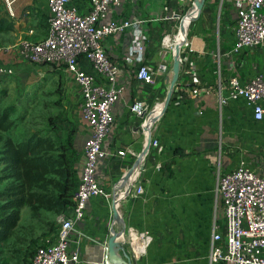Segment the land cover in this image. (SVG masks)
<instances>
[{
    "label": "crops",
    "instance_id": "obj_1",
    "mask_svg": "<svg viewBox=\"0 0 264 264\" xmlns=\"http://www.w3.org/2000/svg\"><path fill=\"white\" fill-rule=\"evenodd\" d=\"M14 2V16L18 13L16 8L22 10L13 19L15 31L18 27L26 31L25 15L30 18L34 12L31 10L40 9L47 16L46 0ZM190 2L187 10L193 0ZM71 3L81 8L84 0ZM183 3L128 0L115 7L116 20L137 15L146 20L141 25L148 37L143 61L156 70L157 80L153 85L133 83L134 98L143 101L144 115L130 110V92L117 107L115 131L106 138L104 146L114 152H127L113 156L105 170L103 186L110 196L93 197L84 220L75 224L70 235L71 246H78L81 251V264H101L105 256L113 224L114 187L142 152L147 136L144 122L165 98L166 72L162 73L161 66L171 67L173 50L169 45L178 34ZM236 12L234 0H206L190 23L175 92L166 111L152 124V136L162 148L152 147L135 175L134 183L143 186L144 192L137 194L132 186L131 193L119 201L126 226L148 231L152 237L146 253L133 258L134 264H223L210 257L214 233L224 231L226 225L219 177L242 160L255 167L264 148V117L256 120L243 96L227 99L231 76L241 82L258 74L264 76V44L234 48ZM130 33L131 30H124L105 39L107 51L119 63L122 76H134L139 64L136 56L128 55ZM19 50L18 43L14 51L18 54ZM85 69L92 71L86 65ZM262 104L264 107V100ZM87 135L88 128L81 117L75 136L80 148L74 162L76 184Z\"/></svg>",
    "mask_w": 264,
    "mask_h": 264
},
{
    "label": "built area",
    "instance_id": "obj_2",
    "mask_svg": "<svg viewBox=\"0 0 264 264\" xmlns=\"http://www.w3.org/2000/svg\"><path fill=\"white\" fill-rule=\"evenodd\" d=\"M14 16L12 0H5ZM72 0H46L47 33L40 40L21 41L19 55L32 64L52 65L64 69L81 93V117L86 122L88 135L83 143L79 180L73 200L74 207L68 216H61L55 238L38 246L31 264H81L79 247L71 246L70 235L77 222L84 220L93 197H109L103 186L105 170L115 155H125L127 150L104 146L106 138L114 133L118 117L117 107L130 92L131 111L144 115L145 107L133 95V83L141 81L153 85L156 70L146 63L147 35L141 25V16L123 20L114 18L115 7L128 0H84L82 7ZM237 16L234 24V48L257 47L264 44V0H234ZM168 18V17H165ZM131 30L129 56H136L137 71L134 76H122L119 63L107 51L105 39L112 34ZM176 38V37H175ZM175 39L169 45L174 51ZM137 54V55H136ZM85 65L92 71L85 69ZM167 65L161 71L167 72ZM16 73L15 65L0 63V77ZM227 99L243 96L253 108L256 120L264 117V76L258 74L247 82L237 76L228 80ZM133 98H132V95ZM153 124V123H152ZM152 147L162 148L158 139ZM133 155L135 152L128 150ZM225 230L214 233L211 260L223 264H264V148L255 167L242 160L235 168L219 177ZM137 194L144 188L133 184ZM133 258L146 253L152 237L148 231L136 226H126L123 237ZM106 251V250H105ZM106 255L101 264H106Z\"/></svg>",
    "mask_w": 264,
    "mask_h": 264
},
{
    "label": "rangeland",
    "instance_id": "obj_3",
    "mask_svg": "<svg viewBox=\"0 0 264 264\" xmlns=\"http://www.w3.org/2000/svg\"><path fill=\"white\" fill-rule=\"evenodd\" d=\"M190 1L178 0L185 5L182 18L188 11ZM12 6L16 7L15 2ZM0 10L9 12L5 0H0ZM17 10L19 14L22 12L21 8ZM31 11L34 12H30V18L29 14L25 15L23 26L26 31L22 32L18 27L16 31L14 29L0 34V63H12L16 68V73L0 77V97L3 105L12 108L13 117L17 121V125L10 131L0 132V138L20 141L34 132L49 134L59 141L70 138L73 141L75 162L80 152L78 140L75 141L81 118L79 88L64 69L32 64L20 55L18 57L19 53L14 51L18 43L20 49L22 40L42 39L47 32L45 14L40 9ZM18 13L13 19L18 17ZM3 140H0V147ZM5 184L0 183V188ZM2 203L0 201V205ZM62 214L41 210L38 215H34L29 207L22 208L18 226L7 240L0 242V264H31L36 248L55 238Z\"/></svg>",
    "mask_w": 264,
    "mask_h": 264
},
{
    "label": "trees",
    "instance_id": "obj_4",
    "mask_svg": "<svg viewBox=\"0 0 264 264\" xmlns=\"http://www.w3.org/2000/svg\"><path fill=\"white\" fill-rule=\"evenodd\" d=\"M13 18L0 10V34L14 30ZM16 125L12 108L3 105L0 97V132H8ZM73 156L70 138L59 141L49 134L34 132L20 141L3 140L0 183L6 184L0 188V242L7 240L18 226L21 210L26 206L34 215L41 210L63 212L62 216L71 213L77 185Z\"/></svg>",
    "mask_w": 264,
    "mask_h": 264
},
{
    "label": "water",
    "instance_id": "obj_5",
    "mask_svg": "<svg viewBox=\"0 0 264 264\" xmlns=\"http://www.w3.org/2000/svg\"><path fill=\"white\" fill-rule=\"evenodd\" d=\"M206 0H193L189 10L185 13L179 26L178 34L175 38L174 51L171 67L165 75L166 95L163 101L158 105L146 118L144 122V129L147 132L146 143L142 152L137 156L134 163L124 173L122 178L116 182L113 192L112 210H113V224L110 227L111 235L106 246V264H134L130 256L123 237L126 232V224L119 210V201L122 197L131 193L132 186L137 171L152 148V123H154L159 116L166 111L169 103L175 92L176 84L179 80L180 73L183 67L181 55L184 45L188 40V29L194 16L202 11Z\"/></svg>",
    "mask_w": 264,
    "mask_h": 264
},
{
    "label": "bare ground",
    "instance_id": "obj_6",
    "mask_svg": "<svg viewBox=\"0 0 264 264\" xmlns=\"http://www.w3.org/2000/svg\"><path fill=\"white\" fill-rule=\"evenodd\" d=\"M160 105V104H159Z\"/></svg>",
    "mask_w": 264,
    "mask_h": 264
}]
</instances>
